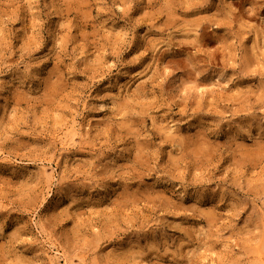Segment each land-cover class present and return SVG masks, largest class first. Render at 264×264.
<instances>
[{"label":"rangeland","instance_id":"rangeland-1","mask_svg":"<svg viewBox=\"0 0 264 264\" xmlns=\"http://www.w3.org/2000/svg\"><path fill=\"white\" fill-rule=\"evenodd\" d=\"M0 264H264V0H0Z\"/></svg>","mask_w":264,"mask_h":264}]
</instances>
